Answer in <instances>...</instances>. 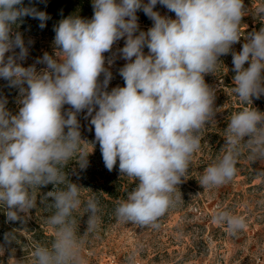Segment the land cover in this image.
Wrapping results in <instances>:
<instances>
[{"label":"clouds","instance_id":"obj_1","mask_svg":"<svg viewBox=\"0 0 264 264\" xmlns=\"http://www.w3.org/2000/svg\"><path fill=\"white\" fill-rule=\"evenodd\" d=\"M158 3L175 18L155 11ZM92 7L90 20L70 15L59 21L54 52L37 61L46 65L37 72L35 65H22L28 48L14 27L31 16L43 28L47 14L24 7L23 0H0V79L19 89L21 105L12 114L0 98V208L11 222H24L38 195L54 209L47 218L54 238L34 246L31 264H84V236L99 226V200L82 199L84 187L69 179L75 169L66 171L73 163L85 168L95 147L81 138L77 117L85 110L106 169L118 164L120 177L136 181L117 201L120 222L158 228L175 207L177 189L217 112L216 89L205 76L215 75L222 56H232L233 92L252 107L231 114L222 155L204 169L199 184L232 181L245 152L250 160H264V112L253 107V98L264 96V26L241 35L242 18L249 15L244 0H92ZM138 10L153 21L146 32L139 30ZM255 15L264 19V4ZM120 39L124 86L108 91L113 59L106 67L104 54ZM65 105L70 109L64 111ZM85 143L92 145L90 153ZM48 185L53 189L41 194ZM81 207L87 227L78 234L74 213ZM212 219L233 235L247 227L242 215L228 209H218ZM15 239V232L4 235L6 244Z\"/></svg>","mask_w":264,"mask_h":264},{"label":"rangeland","instance_id":"obj_2","mask_svg":"<svg viewBox=\"0 0 264 264\" xmlns=\"http://www.w3.org/2000/svg\"><path fill=\"white\" fill-rule=\"evenodd\" d=\"M144 2L147 3V0ZM244 4L249 15L242 18L241 30L246 36L264 26V19L255 15V9L264 4V0H244ZM154 10L175 18L174 13L159 3ZM137 17L139 30L146 32L152 27L153 21L142 10L137 11ZM24 33L28 55L21 63L24 67L35 65L39 72L46 65L37 61L46 52L53 54L55 36L44 34L41 30L26 29ZM243 43L241 38L239 43L233 45L234 50L240 51ZM123 46L124 39H120L110 52L104 54L106 67L108 60L113 59L109 68L112 79L108 91L116 86H124L119 69L126 61L118 51ZM144 51L147 54L148 49ZM220 59L222 63L215 75L205 76L206 83L216 89L217 112L214 121L207 125L206 136L193 155L185 181L177 189L175 207L157 221L158 228L118 221L114 214L116 205L101 198L100 195H105L110 186L129 192L136 181L120 177L118 164L111 172L106 169L99 144L95 143L91 117L87 116L86 110L78 114L81 138L94 143L95 147L92 151L91 144H83L87 152L92 151L87 158V166L81 169L73 163L66 171L75 169L69 179L84 187L82 199L95 196L101 205L98 228L84 236V264H264V160H250L245 152L238 160L237 174L232 181L212 188H202L199 184L204 169L222 155L224 129L231 114L245 106L252 107L251 104H243L233 92L231 54ZM103 78L102 74L100 80ZM0 98L7 99L6 107L12 114L18 113L21 106L19 89L10 87L4 79H0ZM253 107L264 112V96L253 98ZM69 109V105L64 106V111ZM52 189L53 186L48 185L42 187L40 192L44 194ZM218 209H228L242 215L247 227L235 235L230 234L226 226L213 222L212 218ZM3 211L0 208V245H4L5 249L0 252V264H18V261L19 264H31L34 246L38 243L50 244L54 238L47 223L54 209L40 203L38 195L37 207L24 222L8 221ZM74 215L78 221V234H83L87 227V215L83 207ZM11 232H15L16 239L6 244L4 235Z\"/></svg>","mask_w":264,"mask_h":264},{"label":"trees","instance_id":"obj_3","mask_svg":"<svg viewBox=\"0 0 264 264\" xmlns=\"http://www.w3.org/2000/svg\"><path fill=\"white\" fill-rule=\"evenodd\" d=\"M23 6L34 7L38 11L45 12L48 16L43 28L40 27V20L31 16L22 17L17 22V26L14 27V31L20 32L23 37H25L24 31L26 29L30 31L41 30L44 34L55 36L54 28L62 19L70 15H78L89 20L93 15L92 0H23ZM205 132L204 130L201 140L206 136ZM127 193L125 189L110 186L106 190V194L100 196L102 199L117 205V201L126 199Z\"/></svg>","mask_w":264,"mask_h":264},{"label":"built area","instance_id":"obj_4","mask_svg":"<svg viewBox=\"0 0 264 264\" xmlns=\"http://www.w3.org/2000/svg\"><path fill=\"white\" fill-rule=\"evenodd\" d=\"M240 31H241V35L243 36V32H242V30L240 29Z\"/></svg>","mask_w":264,"mask_h":264}]
</instances>
